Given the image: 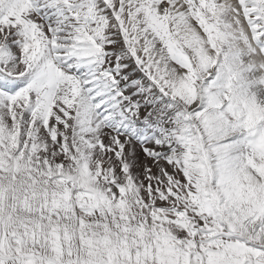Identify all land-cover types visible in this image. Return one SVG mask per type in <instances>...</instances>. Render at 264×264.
<instances>
[{
    "label": "snow or ice",
    "instance_id": "1",
    "mask_svg": "<svg viewBox=\"0 0 264 264\" xmlns=\"http://www.w3.org/2000/svg\"><path fill=\"white\" fill-rule=\"evenodd\" d=\"M0 264H264V0H0Z\"/></svg>",
    "mask_w": 264,
    "mask_h": 264
}]
</instances>
